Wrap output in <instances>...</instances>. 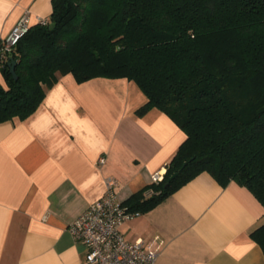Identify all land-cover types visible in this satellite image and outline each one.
Returning a JSON list of instances; mask_svg holds the SVG:
<instances>
[{"label":"trees","instance_id":"trees-1","mask_svg":"<svg viewBox=\"0 0 264 264\" xmlns=\"http://www.w3.org/2000/svg\"><path fill=\"white\" fill-rule=\"evenodd\" d=\"M51 3L48 23L0 59V124L28 118L60 76L127 79L146 97L136 115L157 109L186 137L163 179L125 206L150 210L201 173L264 206V0ZM250 237L264 252V224Z\"/></svg>","mask_w":264,"mask_h":264},{"label":"crops","instance_id":"crops-1","mask_svg":"<svg viewBox=\"0 0 264 264\" xmlns=\"http://www.w3.org/2000/svg\"><path fill=\"white\" fill-rule=\"evenodd\" d=\"M26 10L34 25L52 3L0 0V42ZM145 101L133 81L66 74L28 118L0 124V264H81L69 225L103 196L106 178L124 202L165 174L186 136L157 109L136 115ZM262 224L264 206L246 187L201 173L120 230L158 247L155 264H264L250 237Z\"/></svg>","mask_w":264,"mask_h":264},{"label":"built area","instance_id":"built-area-1","mask_svg":"<svg viewBox=\"0 0 264 264\" xmlns=\"http://www.w3.org/2000/svg\"><path fill=\"white\" fill-rule=\"evenodd\" d=\"M46 18H36L35 24L46 25ZM32 26L30 12L26 10L0 42V59L8 61L13 48ZM104 163L100 157L97 164ZM164 172L152 176L154 183L163 179ZM138 212L129 210L119 199L117 182L108 177L105 180L103 196L90 204L69 225L74 240L85 248L81 264H155L159 248L141 239L134 242L125 240L121 226Z\"/></svg>","mask_w":264,"mask_h":264},{"label":"water","instance_id":"water-1","mask_svg":"<svg viewBox=\"0 0 264 264\" xmlns=\"http://www.w3.org/2000/svg\"><path fill=\"white\" fill-rule=\"evenodd\" d=\"M9 66H10V72L13 75L14 78H16L15 72H14V66H15V61L10 58L9 59ZM175 177V175H173L172 177L169 178V182Z\"/></svg>","mask_w":264,"mask_h":264}]
</instances>
